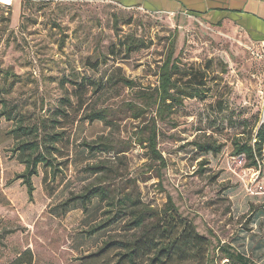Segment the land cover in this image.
I'll return each mask as SVG.
<instances>
[{"label": "rangeland", "instance_id": "rangeland-1", "mask_svg": "<svg viewBox=\"0 0 264 264\" xmlns=\"http://www.w3.org/2000/svg\"><path fill=\"white\" fill-rule=\"evenodd\" d=\"M249 48L258 44L232 24L215 27L110 0H14L12 8L0 7V264L26 249L32 264H116L114 251L96 254L128 231L123 221L89 237L85 232L106 218V205L93 199L86 211L59 207L97 184L84 168L98 163L113 170L111 188H129L151 208L170 198L210 240L214 264L225 262L218 246L264 264V196H248L227 167L234 143L247 142L262 108L263 64ZM169 53L181 70L175 78L195 74L204 88L157 120L160 167L141 131L154 107L134 119L126 104L148 105L141 95H153ZM101 110L111 114L109 125L87 119ZM20 126L37 127L40 137L64 133L53 166L38 165L31 178V200L16 179L25 171L17 152L24 138L14 133ZM91 142L111 152L89 154L82 144ZM207 142L220 145V153L193 145Z\"/></svg>", "mask_w": 264, "mask_h": 264}, {"label": "trees", "instance_id": "trees-1", "mask_svg": "<svg viewBox=\"0 0 264 264\" xmlns=\"http://www.w3.org/2000/svg\"><path fill=\"white\" fill-rule=\"evenodd\" d=\"M220 23L213 26L219 27ZM132 43L123 44V49L129 51ZM176 62L172 61V54L166 56L165 61L159 68L157 82L158 85L153 95H141V99L148 105L140 108L134 104L127 103L126 109L140 118L150 107H154L150 115L149 123L142 127L145 134V142L151 157L158 161L160 167H165V162L161 154L157 151V120L164 122L175 111V108L182 105L184 99L199 97L204 83L203 77L195 74H188L189 78L179 82L175 78L180 72ZM124 83L131 85L123 79ZM110 113L107 110L91 112L87 116L90 122L101 121L104 125H109ZM257 122L251 127L249 137L245 143H234V154H245L249 160V165H255V158L261 157L264 150V125ZM44 128V125L42 126ZM254 131V132H253ZM17 137L24 138L17 148L21 157V164L25 165V171L16 179L21 180V184L26 187L29 199H32L34 191L31 178L37 176V166L52 167L50 158L52 152L56 150L55 144L63 140V132L43 134L38 136L37 127H17L14 130ZM252 141L253 148L251 147ZM196 149L204 154H218L221 146L207 142L205 144H193ZM89 154H101L111 152V148L106 143H83ZM84 172L94 177L97 184H89L80 193L71 194L62 204V211L69 210L70 207L79 206L86 211L93 199L106 205V218L103 221L90 227L85 234L89 237L99 233L121 221L123 227L128 231L124 232L118 239H110L105 242L99 250L101 253L114 251L116 254V264H184L190 259H194L195 264H214L210 255L211 242L196 232L194 225L183 218L171 199L168 198L166 204L161 209L151 208L141 202L138 194L129 188H111L107 180L111 178L113 170L103 164H94L84 168ZM104 179V181H102ZM131 232V234H129ZM218 259L223 264H254L243 254L236 252L229 246H218ZM27 258V259H26ZM32 257L28 249L21 252L15 259L7 264H32Z\"/></svg>", "mask_w": 264, "mask_h": 264}, {"label": "crops", "instance_id": "crops-1", "mask_svg": "<svg viewBox=\"0 0 264 264\" xmlns=\"http://www.w3.org/2000/svg\"><path fill=\"white\" fill-rule=\"evenodd\" d=\"M146 12L186 15L211 26L232 24L250 41L264 43V0H110ZM219 25V26H220Z\"/></svg>", "mask_w": 264, "mask_h": 264}, {"label": "built area", "instance_id": "built-area-1", "mask_svg": "<svg viewBox=\"0 0 264 264\" xmlns=\"http://www.w3.org/2000/svg\"><path fill=\"white\" fill-rule=\"evenodd\" d=\"M14 0H0V7L10 9ZM251 54L263 64L264 71V43L258 45L257 49L249 48ZM262 108L259 115L258 125H264V88L262 91ZM252 141L250 144L253 148ZM227 167L231 175L243 186L248 196H264V150L261 157L255 158V165H249L245 154H233L227 160Z\"/></svg>", "mask_w": 264, "mask_h": 264}]
</instances>
